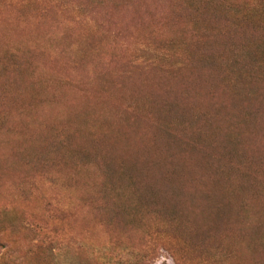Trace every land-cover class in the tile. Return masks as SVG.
Masks as SVG:
<instances>
[{
  "label": "rangeland",
  "instance_id": "374dc122",
  "mask_svg": "<svg viewBox=\"0 0 264 264\" xmlns=\"http://www.w3.org/2000/svg\"><path fill=\"white\" fill-rule=\"evenodd\" d=\"M263 8L0 0V264H264Z\"/></svg>",
  "mask_w": 264,
  "mask_h": 264
},
{
  "label": "trees",
  "instance_id": "16d2710c",
  "mask_svg": "<svg viewBox=\"0 0 264 264\" xmlns=\"http://www.w3.org/2000/svg\"><path fill=\"white\" fill-rule=\"evenodd\" d=\"M263 10H264V8H263ZM249 17H250V15H249ZM218 160V159H217ZM219 174V172L217 171V170H215V177H217V175ZM172 176H173V174H172ZM172 176H168L167 178L168 179H172ZM175 179V178H174Z\"/></svg>",
  "mask_w": 264,
  "mask_h": 264
}]
</instances>
